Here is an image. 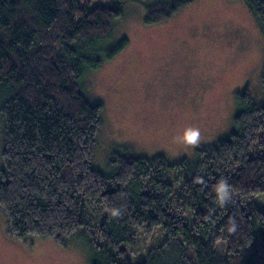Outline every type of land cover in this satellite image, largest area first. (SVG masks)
<instances>
[{
  "label": "trees",
  "instance_id": "1",
  "mask_svg": "<svg viewBox=\"0 0 264 264\" xmlns=\"http://www.w3.org/2000/svg\"><path fill=\"white\" fill-rule=\"evenodd\" d=\"M126 1L0 0V211L8 231L62 246L77 237L91 264H264V94H238L234 128L199 147L195 161L127 156L108 174L95 168L102 105L86 97L81 79L128 46L125 37L98 45ZM192 1L146 4L144 21L168 20ZM244 2L264 35V0ZM140 237L157 244L135 263Z\"/></svg>",
  "mask_w": 264,
  "mask_h": 264
},
{
  "label": "rangeland",
  "instance_id": "2",
  "mask_svg": "<svg viewBox=\"0 0 264 264\" xmlns=\"http://www.w3.org/2000/svg\"><path fill=\"white\" fill-rule=\"evenodd\" d=\"M81 1L91 6L111 0ZM156 1L125 2L123 17L98 45L106 49L125 37L128 46L81 79L86 97L102 105L93 164L106 174L114 159L127 156L195 161L199 147L217 144L234 128L238 94L247 90L254 100L263 99L264 35L244 0H193L149 25L145 5ZM2 127L0 118V169ZM191 127L199 129V143H176ZM6 223L0 211V264H91L77 237L66 246L53 238L21 239ZM138 242L131 252L135 263L157 244L146 237Z\"/></svg>",
  "mask_w": 264,
  "mask_h": 264
},
{
  "label": "clouds",
  "instance_id": "3",
  "mask_svg": "<svg viewBox=\"0 0 264 264\" xmlns=\"http://www.w3.org/2000/svg\"><path fill=\"white\" fill-rule=\"evenodd\" d=\"M200 140V132L199 129L195 127L187 128L183 132L182 135L175 138L176 143L183 146H193L199 143ZM222 194L225 191L224 182L221 181L217 188ZM115 214V213H114Z\"/></svg>",
  "mask_w": 264,
  "mask_h": 264
}]
</instances>
